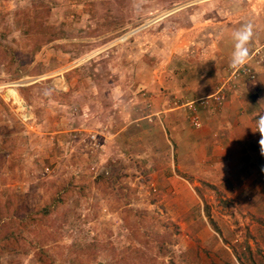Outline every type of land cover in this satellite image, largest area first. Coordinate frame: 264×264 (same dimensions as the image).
Masks as SVG:
<instances>
[{
    "label": "rangeland",
    "instance_id": "1",
    "mask_svg": "<svg viewBox=\"0 0 264 264\" xmlns=\"http://www.w3.org/2000/svg\"><path fill=\"white\" fill-rule=\"evenodd\" d=\"M246 24L264 0H0V264H264V154L222 173L194 126L257 79Z\"/></svg>",
    "mask_w": 264,
    "mask_h": 264
},
{
    "label": "crops",
    "instance_id": "2",
    "mask_svg": "<svg viewBox=\"0 0 264 264\" xmlns=\"http://www.w3.org/2000/svg\"><path fill=\"white\" fill-rule=\"evenodd\" d=\"M260 30L261 29L254 32L255 34L253 35L251 41L259 42L260 40H264V31ZM260 47L261 45H259L257 48ZM257 48L254 49L256 50ZM260 59L262 61L259 63V67L255 71V77L257 79L252 84L250 83L246 85V88L250 91L246 93V95H241L239 101L237 102H231V98L229 99L230 96L227 93L224 92V94L222 95V93H220L219 91L218 93H220V96L224 98V102L222 103L219 112H216L215 108H210L209 105V108H205L207 109V119H203L204 127H201L202 122L199 120L200 127L196 128L198 129V132L207 133L205 134L206 136L203 140V146H205L206 154L208 156L207 159L212 163H214L215 161H219L222 167V173H224L226 164L234 162L233 156L231 154V152L233 151L232 149L237 151V154H240L242 156V159L240 161H244L246 159L249 160L252 158L251 156L254 157L256 154L259 155L261 153V148L258 144L259 138L258 140L254 138L255 135L260 137V133L255 132V120L258 114L264 113V57H261ZM197 88L196 92L199 91V94H206L208 99L212 98V96L214 95L217 96L218 94L216 93L218 88L217 86L214 87V83H211L210 85L209 83L205 84L204 82ZM194 95L195 94H192V96ZM190 104L193 106V103ZM191 105L185 106L183 104L179 105V107L177 108L190 107L185 109L190 114V109L194 111ZM174 115L176 114H171V116ZM166 127L169 128L170 126L167 125ZM257 145L259 146L257 147ZM192 153H189L190 157L191 155L193 156L195 152L193 154ZM246 153L251 156L245 155ZM187 161H189L190 163ZM187 161L186 163H188L187 165L190 166L191 170L201 167L200 165H194L195 163H197L194 156ZM192 163L193 165H191ZM184 173L192 175V172L189 170V168L188 170H185Z\"/></svg>",
    "mask_w": 264,
    "mask_h": 264
},
{
    "label": "clouds",
    "instance_id": "3",
    "mask_svg": "<svg viewBox=\"0 0 264 264\" xmlns=\"http://www.w3.org/2000/svg\"><path fill=\"white\" fill-rule=\"evenodd\" d=\"M253 37V30L251 25H243L240 29L232 33L233 49L231 54V66L233 68H239L243 66L250 55L248 44ZM256 130L260 133V148L262 154H264V113L257 115L255 120Z\"/></svg>",
    "mask_w": 264,
    "mask_h": 264
},
{
    "label": "built area",
    "instance_id": "4",
    "mask_svg": "<svg viewBox=\"0 0 264 264\" xmlns=\"http://www.w3.org/2000/svg\"><path fill=\"white\" fill-rule=\"evenodd\" d=\"M257 53H259V52L257 51ZM234 70H235V73L238 72V71H239V73H244L245 72V76L248 75V78L249 79H253L254 78V74H252V75L249 76L250 73H249L248 69H245L244 68V65L241 66V67H239V68H235ZM194 126L197 128V127H199V124L195 123Z\"/></svg>",
    "mask_w": 264,
    "mask_h": 264
}]
</instances>
